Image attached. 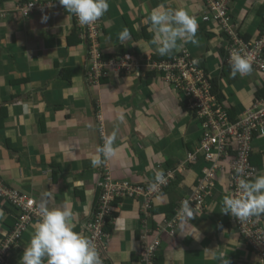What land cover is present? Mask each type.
<instances>
[{"label": "crops", "instance_id": "obj_1", "mask_svg": "<svg viewBox=\"0 0 264 264\" xmlns=\"http://www.w3.org/2000/svg\"><path fill=\"white\" fill-rule=\"evenodd\" d=\"M19 1H5L7 14L0 20V177L7 187L33 196L38 204L45 199L49 207L69 204L76 214L78 231L94 208L103 164L115 179L150 180L164 169L165 157L174 155L178 148L175 145L172 152L169 142L180 140L183 155L185 142L196 141L197 123L183 111L182 100L159 74L146 70L148 56L160 55L151 43L150 25L144 21L160 5L194 11L197 7V14L192 15L200 17L204 6L199 0H109L101 23L104 51L118 54L126 48L134 58L127 71L111 67L106 82H95L86 74L90 64L85 46H67V36L72 31L69 15L51 6L52 0H43L48 5L42 11L24 17L15 9ZM238 4L246 6V10L235 13ZM262 7L264 0H231V13L242 33L256 35ZM45 16L46 21L42 19ZM125 28L131 32V39L121 45L117 37ZM143 29L151 34L150 39L133 35L142 34ZM195 39L196 43L180 42L183 46L171 55L187 49L197 58L203 55L201 59L208 66L215 61L212 51L220 56L223 53L226 37L216 25L201 19ZM260 76L259 81L251 79L252 88L245 89L238 75L237 80L229 82L230 74L222 72L217 95L220 102L235 108L238 115L254 102L257 86L264 84V76ZM113 132L115 155L101 156L102 165L93 167L91 159L101 155L97 148ZM256 145L254 150L260 157L254 165L259 175L264 174V136L256 140ZM193 176L195 173L168 195L155 196L154 200L159 204L169 200L179 204L190 193ZM217 177L207 208L190 221L174 220L170 227L167 223L172 218L156 217L161 239L156 254L158 264H218L217 250L227 254L230 264H260L243 242L232 216L220 211L228 196V177L226 172ZM76 181L82 185L76 187ZM87 191L91 194L86 195ZM45 193H52V198H46ZM0 199L2 236L8 231L4 221H10L17 210ZM141 205L139 199L120 200L105 243L108 264L139 263ZM259 217L264 229V215ZM36 225V221L30 224L2 264H20Z\"/></svg>", "mask_w": 264, "mask_h": 264}, {"label": "built area", "instance_id": "obj_2", "mask_svg": "<svg viewBox=\"0 0 264 264\" xmlns=\"http://www.w3.org/2000/svg\"><path fill=\"white\" fill-rule=\"evenodd\" d=\"M199 1L204 6L202 20L218 25L226 37L223 63L230 66L231 55L239 52L251 62V73H260L264 76V9L261 12L262 27L259 33L245 36L239 32V25L234 21L230 12L231 0ZM26 12L27 9L24 10V13ZM100 19L87 26H81L79 21L77 22V28L92 43V52L89 56L90 71L88 72L91 81L97 80L100 75H105L106 70L111 67L117 71H127L134 58L129 54L105 62L101 59V52L96 46L97 39L102 33ZM149 59L148 57L146 66L150 69H161L165 73V80L183 91L188 97V107L196 111L201 121L200 141L196 152L201 151L209 164L202 169V175L198 179V188L183 201H189L195 213L204 211L206 207L204 200L212 194L217 173L222 170L228 177L229 194L239 195L238 184L241 177L236 175L235 168L244 169L243 178H252L256 175L257 167L251 163L250 158L256 140L264 136V97L257 98L241 114L231 118L228 107L216 98L211 73L198 66V61L190 58L186 51L167 62H155ZM195 157L193 153L188 154L191 160ZM163 174L164 182L157 183L156 187L152 188L150 185L143 186L129 180L115 179L111 176L107 165H104L99 182L100 195L97 210L90 220L84 223L82 229L85 235L93 240L100 256L101 250L105 249L104 240L107 232L104 228L107 224V216L116 209L120 199L130 197L142 201L140 211L143 213V225L139 236L141 245L137 251L140 258L138 264H158L156 254L161 244L160 229L156 226L153 229L150 225L149 209L153 196L171 177L169 172ZM152 181L156 183L155 179ZM0 196L19 211V220L15 227L9 234H3L0 237V262H2L10 249L19 241L22 232L26 230L30 222L40 219V214L38 206L31 197L7 187L1 180ZM180 218H182V207L167 225L173 227V221ZM232 219L243 242L256 254L260 264H264V229L261 225V218L255 216L239 221L232 216Z\"/></svg>", "mask_w": 264, "mask_h": 264}, {"label": "clouds", "instance_id": "obj_3", "mask_svg": "<svg viewBox=\"0 0 264 264\" xmlns=\"http://www.w3.org/2000/svg\"><path fill=\"white\" fill-rule=\"evenodd\" d=\"M49 3H51V6H53L54 8H57L58 10H61L62 12L69 15L71 20V28L73 29L76 28L77 30H80L79 28H77L78 21L81 26H87L101 18L100 29L102 33L101 35H99L98 38L100 39V36H103V28L101 26V23L103 16L109 9V0H52ZM47 5L48 2L43 0H20L16 5L15 9L21 16L27 17L31 14L42 11V9ZM26 9L27 12L24 13V10ZM6 14L7 10L3 6H0V20L3 19ZM42 19L46 21L47 17L45 16ZM234 21H236L235 18ZM144 23L150 25V31L153 32V39L151 43L152 45H155V52L160 56L171 55L174 50H178L180 47L183 46V44L180 42L196 43L195 38L196 33L198 31V21L193 15H190L189 12L184 8L171 9L165 7L164 5H160L157 8L151 10V12L147 15ZM216 26L219 28L218 25ZM79 33L82 32L79 31ZM240 33L242 32L240 31ZM244 35L248 36L247 34ZM117 39L120 41L121 45H123L127 40L131 39L130 31L125 28L118 34ZM223 49V53L220 56L221 65L216 76L213 75V72L215 71V67L212 68V65H214L213 63L207 66L204 62V59H201L203 55L197 58L193 54H191L187 49H181L178 53L174 54L173 56L164 59H155L153 58V56L148 57L150 58L149 61L167 62L181 55L183 51H186L189 54L190 58H193L198 61V66L203 67L204 69H206V71H209L211 73L213 91L216 95V98H218L217 95H219L221 91V86L219 84L220 75L222 74L224 68L230 67V75L232 76V78H235L237 74L244 76L252 72L251 62L246 56L241 55L239 52L233 53L231 55V58L229 60L230 66H226L223 63L225 48ZM119 56L120 55H118L117 57ZM87 61L89 63L88 57ZM146 70L152 73L159 74V76L163 78L166 84L170 85L172 88H175L173 85H171L165 80V73L161 69H150L149 67H147ZM107 71L108 69L106 70V73ZM93 81L96 82L98 81V79ZM256 99L257 98H255V100ZM181 100H185L188 104V97L186 95ZM229 110L230 109L228 108V111ZM241 112L239 114H241ZM115 139L116 133L113 132L111 135L105 138L103 145L97 148V152L101 155L94 156L91 159V164L93 167H98L102 165L103 160L101 159V156L108 158L115 155V148L113 147ZM104 165L105 164H103L101 167L102 171ZM102 171L99 172L100 176L96 184V193L99 191V195V182L101 179ZM221 172L225 171H219L217 173V176ZM235 173L238 177H241L239 179L238 184V188L240 190L239 195H226L224 197L220 211L224 214L231 215L237 218L239 221H244L251 217L264 215V174H259L255 177L246 179L243 178L245 173L242 167H236ZM217 176L215 180V186L218 178ZM155 181L156 183H153L152 185H150V187L155 188L157 183L164 182V174L162 171L156 172ZM81 185V181L75 182L76 187H80ZM85 194L90 195L91 192L87 191ZM44 196L48 199H51L52 193H45ZM29 197H31V199L38 206L40 219H34L30 222L31 224L33 221H36L37 225L28 244L24 248L22 256L20 257V264H108V258L105 255L106 246L105 249L101 250L102 254L100 256V253L97 250V247L93 240L87 237V235H85V231L82 230L84 223L90 220V218L93 216V213L96 212L97 206L99 204V198L95 201L94 208L90 213L89 218L79 227V230L76 231V214L74 213L72 207L69 204H64L62 207H49L47 204V199L42 200L38 204L33 196ZM16 210V212H18L17 219L12 225V227L8 228V231L4 234H9L10 231L15 227L16 222L19 220V211L17 208ZM115 210H112L110 215L107 216L108 226H110L112 222L114 216L113 212ZM194 215H196V213L194 211V208L190 205V202L187 200L183 201V219L190 221L194 217ZM108 217H110L109 220ZM3 219L4 215L2 212H0V220ZM30 224L28 225L25 231H27ZM25 231L22 232L21 236ZM105 231L107 232L108 236L109 231L106 229ZM106 240L107 237L104 240V244L106 243ZM12 248L10 249V251L12 250ZM215 258L218 261V264H230V261L227 258V254H225L221 250H217V252L215 253Z\"/></svg>", "mask_w": 264, "mask_h": 264}, {"label": "trees", "instance_id": "obj_4", "mask_svg": "<svg viewBox=\"0 0 264 264\" xmlns=\"http://www.w3.org/2000/svg\"><path fill=\"white\" fill-rule=\"evenodd\" d=\"M5 1H7V0H0V6H3ZM261 9L263 11L264 7H262ZM261 27H262V24H260V26H259V28H258V30L256 32V35L261 30ZM79 31L80 30H77L76 28H74V29L72 28L71 33L67 36V46H68V48H71V47H77L78 45H84L86 50H87V57H88V60H89L90 53L92 52V43H91V41L89 39L85 38V35L79 33ZM133 35H139V37L142 36L146 40L151 38V34L149 32H146L144 29H143V33L142 34L134 32ZM245 38H247V37H245ZM102 41H103V36H100V39L98 38V42L96 43V46H98V50L101 52V59L104 62L108 61V60H110L112 58H115L118 55H120V56L129 55V51L126 48L121 49V51L118 54H116V53H114V54L105 53ZM171 56L172 55H168V56H165L164 58L171 57ZM153 58L161 59V58H163V56H155V55H153ZM202 65H203V63H202ZM89 71H90V67L86 68V74H88ZM230 72H231L230 67L223 69V75H225L227 73L230 74ZM150 73H152V72H150ZM150 73L146 72L147 75H150ZM105 76H107V73L105 75H100L98 77V81L106 82L107 79H106ZM236 77L232 78V76H231L229 78V82L237 80ZM215 84H216V82H215ZM261 97H264V84H261L260 86H257V90L255 92V98H261ZM180 105H181L183 111H185L187 113V115H191V118L194 119L195 122L198 121V122L201 123V121L198 119V117L196 115V111L194 109H192V108H189L188 104H187V102L185 100H182L180 102ZM234 110H235V108H234ZM234 110L233 109L229 110L231 118H234L237 115V113H235ZM173 136L175 137V139L178 138L175 134ZM170 139L171 138L169 137V140ZM199 141H200L199 134H198V136L196 138V141L187 140L185 142L186 145H187L186 146L187 150L184 148L185 151H184L183 155H182L183 146H181L180 140H176V141L174 140L173 142H169V147L172 149L171 150L172 152L175 151L174 150L175 149V145L178 147L177 149H181V150L178 153L177 149H176V151L174 152V155H172V156L170 155V156L165 157L166 158L165 159V166H164V169L162 170V172L165 173V174L169 172L171 174V177L168 179L166 184H164L163 186L160 187L159 191L152 198L151 208L149 209V212H150V220L149 221H150V225L152 226L153 229L155 228L156 221H158V220H156L157 216H162V218L171 219L174 216V214H177L178 210L182 207V201L184 199L188 198L190 196V193H192L193 191H195L198 188V184H199L198 179L202 175V169L207 167V165L209 164L208 163L209 161H207V159H205V155L203 153H201V151L200 152H196L197 148L199 146ZM195 142H196V144H195ZM256 146L257 145H255L253 147V150H252L253 153H252L251 158H250L251 163L255 164V165L258 164V160H259L258 158L260 157L259 155H257L255 153L257 151V149L254 150ZM177 153L179 155H177L175 157V154H177ZM189 153H193L196 157L194 159H192V160L189 159L188 158V154ZM55 167H56V165H53V168H55ZM192 173H195V176H193V179H192L193 181L190 184V193L188 195H186L185 197H183L181 199V201L179 202V204L176 201L173 202V201H170V200L166 201L165 204H163V203L159 204V202L157 200H154L155 196L168 195L169 193L174 191V189L178 188L183 182H185V180H187ZM154 179H155V176L152 179H150V180L147 179V180L138 181V182L136 181V183H139V184H141L143 186L151 185L154 182V181H152ZM0 180L3 181V179L1 177H0ZM132 182H134V181H132ZM226 188H227V185H226ZM15 190H17V189H15ZM17 191L19 193L23 194V192H21L19 190H17ZM227 194H228V196H231L229 194L228 190H227ZM211 195L207 196L205 198V200H204V203H205V206H206L205 209L207 208V205H208V199H210L212 197ZM0 198H1V196H0ZM98 198H99V191L96 193V200ZM127 198H130V197H127ZM15 209H16V207H15ZM115 213L116 212L114 211L113 215H115ZM17 216H18V212H15L14 216H12V219H10V221L9 220H5L4 221L5 222L4 223L5 227L6 228H11L12 225L14 224V222L16 221ZM109 219H110V217H108V220ZM180 220H183V217L180 218ZM177 221H178V219H177ZM105 229L109 231L110 226H108V223L106 224ZM6 259L7 258L5 256V259L2 262H0V264L4 263ZM156 263H157V260H156Z\"/></svg>", "mask_w": 264, "mask_h": 264}, {"label": "rangeland", "instance_id": "obj_5", "mask_svg": "<svg viewBox=\"0 0 264 264\" xmlns=\"http://www.w3.org/2000/svg\"><path fill=\"white\" fill-rule=\"evenodd\" d=\"M197 4H198V2H197ZM239 10H235V13L237 12V11H239V12H241L242 10H246V6H241V4H238L237 6H236ZM181 8H184V7H181ZM184 9H186L188 12H189V14L190 15H192V13L193 14H197V7H196V9H195V11L192 9V10H189L188 9V7H186V8H184ZM230 12H231V9H230ZM202 14H203V12H202ZM202 14H201V17L200 16H194L195 18H196V20L198 21V23L201 21V19H202ZM246 27L247 26H245L243 29H246ZM253 33V32H252ZM213 40V38H211L210 39V42ZM211 57H212V59L213 60H215V61H213V64L214 65H212V68H214L215 67V71L213 72V75L214 76H216V74H217V72H218V70H219V68H220V65H221V57H220V55L216 52V50H214V51H212V53H211ZM211 64H212V62H211ZM260 75H262V74H260V73H254L253 75H251V76H249V74H246V75H244V76H241V75H239L238 74V77L239 78H241V79H243V81L245 82V84H246V87H245V89H250V87L252 88V86H251V84H252V80L251 79H256V80H258L259 81V79H260ZM173 90H174V92L175 93H177V95L174 93V95H176V97L177 98H180V100L181 99H183V97H185V95H184V93H183V91H181L180 89H178V88H173ZM242 92H245V93H248V94H252L251 92H246L245 90H242ZM251 97V96H250ZM59 104H61V102L62 101H60L59 100ZM59 108V110H60V106L58 107ZM58 110V111H59ZM56 112V111H55ZM54 112V113H55ZM196 123H197V129H201V124H200V122H198V121H196ZM196 140V139H195ZM258 260H259V258H258Z\"/></svg>", "mask_w": 264, "mask_h": 264}]
</instances>
